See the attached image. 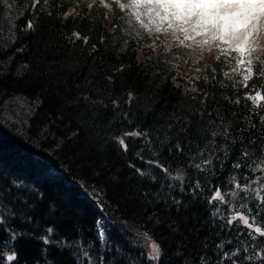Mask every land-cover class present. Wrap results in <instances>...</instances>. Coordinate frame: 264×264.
<instances>
[{"label":"trees","instance_id":"obj_1","mask_svg":"<svg viewBox=\"0 0 264 264\" xmlns=\"http://www.w3.org/2000/svg\"><path fill=\"white\" fill-rule=\"evenodd\" d=\"M125 16L0 0V264H153L139 234L155 264H264V235L228 223L264 230V43L243 82L217 51L186 75Z\"/></svg>","mask_w":264,"mask_h":264},{"label":"snow or ice","instance_id":"obj_2","mask_svg":"<svg viewBox=\"0 0 264 264\" xmlns=\"http://www.w3.org/2000/svg\"><path fill=\"white\" fill-rule=\"evenodd\" d=\"M142 5L150 6L147 9L148 13L155 11L159 15L160 12H163L162 19L170 17L172 20L180 21L181 30L185 33L190 28L196 35H204L212 40H220L229 46L235 45V51L242 54L248 50L253 35L264 29V0H135L133 6L140 7ZM184 25L188 27H184ZM28 27H32L31 23ZM169 27H171V20ZM157 30L159 31V28ZM192 38V36H185V39ZM204 42L207 43V40ZM180 43L183 44L184 41H180ZM240 62L242 63V61ZM248 71L251 73V69H248ZM244 79H249V76H245ZM256 98L264 99L259 93L256 94V97H253V99ZM129 135H140V133ZM119 143L125 150L127 149L123 139H120ZM205 163H208V161H205ZM196 167H200V165H196ZM235 167H239V165ZM137 171L140 170L137 169ZM164 171L167 172V169H164ZM141 175H145V173L141 172ZM172 179L183 181L184 177L178 173ZM239 187L240 185L237 184V188ZM257 194L259 195V193ZM233 195L235 196V193ZM212 199L224 201V196L217 190ZM213 215H216V213H213ZM238 219L248 228L253 227V223H249L248 217L239 212L232 215L228 223L231 224ZM255 231L260 235H264V230L259 226L255 227ZM48 232L51 233L52 229L49 228ZM43 239L45 243L49 242L47 237ZM220 247H223V245ZM160 254V246L153 243L151 258L158 259ZM7 259L12 261L15 256H8Z\"/></svg>","mask_w":264,"mask_h":264},{"label":"rangeland","instance_id":"obj_3","mask_svg":"<svg viewBox=\"0 0 264 264\" xmlns=\"http://www.w3.org/2000/svg\"><path fill=\"white\" fill-rule=\"evenodd\" d=\"M5 4L10 0H2ZM80 1V0H75ZM104 1V0H102ZM123 9L126 14L125 21L128 28H131L133 32L138 34H150L153 37L157 36V40L161 45L160 54L163 57L169 58L171 61H184V73L188 75L189 73L194 74L197 72V67L201 65L204 59L211 52L217 51L224 57L227 63V68L224 70L226 76L238 78L242 82L245 81L244 77L249 76L250 73L248 69H251V45L264 43V29L253 35L251 38L249 48L245 53H240L235 51V45L229 46L228 44L222 43L220 40H212L210 37L204 35H196L194 32L189 31L185 33L181 30V22L177 20H172L170 17L167 19H162L163 12L159 15L154 11L148 13V5H142L140 7H134L135 0H115ZM171 20V27H169V22ZM184 27H188L184 25ZM159 28V31L157 30ZM192 36V39H185V36ZM207 40V43L204 41ZM180 41H184L183 44ZM242 61V63L240 62ZM257 93L250 94V97L254 103L258 100L256 97ZM253 228L255 226L253 225ZM95 234L99 240V244L104 240V234L100 223L96 222ZM144 244L145 250L149 257L152 253V244L155 243L152 239L146 237L144 234L138 235ZM153 264L156 263L157 259H152ZM102 264V262H101Z\"/></svg>","mask_w":264,"mask_h":264}]
</instances>
